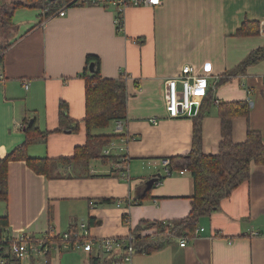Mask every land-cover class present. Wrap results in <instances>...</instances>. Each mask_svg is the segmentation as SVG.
Here are the masks:
<instances>
[{
  "label": "crops",
  "instance_id": "0c3cea01",
  "mask_svg": "<svg viewBox=\"0 0 264 264\" xmlns=\"http://www.w3.org/2000/svg\"><path fill=\"white\" fill-rule=\"evenodd\" d=\"M44 17L41 9L15 12L13 37L0 63V160L25 142V122L35 121L41 132L50 134L30 145L28 155L52 161L48 175L35 173L25 161L10 162L9 199L0 202V217L9 221L3 239L24 234L62 238L87 225L95 242L92 252L73 250L82 252L84 264H89L100 253L102 239L127 237L142 221L169 223L187 217L195 195L192 174L176 171L168 176L163 166V160L192 151L193 119H169L165 106V83L185 66L211 78L214 89L217 104L203 123L206 155H217L223 140L220 103L249 102L250 119L234 120L233 140L244 143L251 129L261 133L264 143V61L215 88L221 77L234 74L252 52L264 48V0H165L156 8H130L122 33L117 32L116 12L109 8L77 6L65 17ZM242 29L248 34L238 35ZM88 56L100 58L104 79L127 78L126 119L92 133L98 138L91 144L94 151L120 158L117 163L58 161L88 145ZM63 103L79 123L77 132H56ZM111 124L116 126L113 133L104 132ZM108 136L114 138L103 141ZM156 174L163 180L148 199L132 205ZM197 230L185 247L176 240L150 255H135L132 264H264V166L254 165L250 181L202 218ZM59 245L52 254L61 255L51 258V264H61L69 250L66 243Z\"/></svg>",
  "mask_w": 264,
  "mask_h": 264
},
{
  "label": "trees",
  "instance_id": "16d2710c",
  "mask_svg": "<svg viewBox=\"0 0 264 264\" xmlns=\"http://www.w3.org/2000/svg\"><path fill=\"white\" fill-rule=\"evenodd\" d=\"M62 0L49 2V0H24L8 1L0 0V63L3 62V53L10 47L9 40L6 41L1 34L14 29L13 17L17 10L29 9H50L44 19L57 11V4ZM124 23L117 27V32L122 33ZM243 29L238 35H245ZM264 61V48L252 52L238 67L235 73L221 77L216 87H220L230 82L235 75L245 74L249 67L255 66ZM93 66V72L90 67ZM85 76L88 78L86 87V116L84 123L87 129L88 145L78 148L71 158H63L58 161L64 164L73 161L88 162L93 159H102L105 163H117L120 158H110L101 156L94 151L91 144L98 138L92 133L96 129H104L112 121H124L127 114V84L124 76L119 79H104L100 71V58L88 56L86 59ZM214 89L210 88L203 100L201 110L193 118L194 135L193 146L190 154L186 156L173 157L170 160V176L176 171H189L195 182V195L192 199V209L189 215L183 219L172 222L142 221L138 227L132 230L134 237L133 247L135 254H146L158 252L175 240H193L200 224V220L211 216L219 210L221 203L228 199L231 194L242 184L251 179L252 167L254 165L264 166V143L260 132L249 129L247 140L237 144L233 140V122L237 118H245L247 121L251 115V105L247 101L220 103L218 105V116L221 120L222 142L219 153L215 156L206 155L203 147V123L209 112L212 110L215 100ZM60 125L56 132H77L79 123L71 119L68 107L63 103L60 106ZM24 131L25 142L16 148L12 153L7 154L0 160V202H8V167L10 162L25 161L27 165L37 174H50L52 161L48 159L30 158L28 148L33 143L45 140L49 132H41L36 126V122H25ZM114 136L104 137L103 141L109 142ZM161 178L160 181H162ZM159 181V182H160ZM150 191L146 196L139 194L138 199L132 205L143 203L149 198ZM9 227L8 217H0V246H7L3 242V234ZM153 231L152 234L143 235V232ZM75 232L72 228L69 232L67 242L62 238H50L49 246L66 243L69 250L75 247ZM35 237V236H33ZM41 237V236H39ZM90 239V238H89ZM62 251V250H61ZM52 251L48 254L51 260ZM124 257V253H114L104 258L91 256L89 264H119ZM31 261L34 262V259ZM22 264L21 262H15ZM48 264H51L50 262Z\"/></svg>",
  "mask_w": 264,
  "mask_h": 264
},
{
  "label": "built area",
  "instance_id": "2783aa9c",
  "mask_svg": "<svg viewBox=\"0 0 264 264\" xmlns=\"http://www.w3.org/2000/svg\"><path fill=\"white\" fill-rule=\"evenodd\" d=\"M165 0H62L57 4V11L52 13L49 18L65 17L67 12L77 6H92L113 9L116 12V26L120 27L124 23L125 12L130 8L161 6ZM50 12V9L43 11L44 15ZM126 78V77H125ZM127 80V78H126ZM4 81L2 73H0V87ZM211 78L198 74L192 66L182 68L178 76L168 80L165 83V106L167 117L169 119H193L198 116L204 98L210 89ZM28 88V86H26ZM217 104V102H215ZM157 124V120L152 121ZM122 129V123H118V130ZM110 151H106L108 155ZM165 172L170 175V160H163ZM187 171H179L180 175ZM127 178V175L125 174ZM127 180L130 181L129 178ZM90 207H95V203H90ZM200 230L196 231L195 238ZM203 231V230H201ZM256 235V234H255ZM69 233L63 236L65 242L69 239ZM74 249H83L85 252H92L95 242L89 239V231L87 225H81L80 229L75 233ZM49 235L41 237H33L30 235H22L13 239H3L7 246H0V264H16L15 262H31L40 259L43 264H48V254L53 246H49ZM134 237H112L105 238L99 242L100 253L97 256L103 258L114 253H124V257L119 264H132V259L136 255L133 247ZM188 240H180V246L185 247ZM69 249V245L64 246ZM34 261V263H36ZM37 264V263H36Z\"/></svg>",
  "mask_w": 264,
  "mask_h": 264
},
{
  "label": "rangeland",
  "instance_id": "374dc122",
  "mask_svg": "<svg viewBox=\"0 0 264 264\" xmlns=\"http://www.w3.org/2000/svg\"><path fill=\"white\" fill-rule=\"evenodd\" d=\"M1 37L3 39H5L6 41H8V40L10 41V39L13 37L12 30L11 31L9 30V31H6V32L2 33ZM115 127L116 126L114 124H111L108 129L104 130V132L113 133ZM147 232H150V231H147ZM143 235H145V234H143ZM80 253H82V252L77 251V250H73V249L72 250H68V251H64L63 255H62L63 260H62L61 264H71L72 263V261L70 259H66V258H68V256H69V258H71L73 260V264H84V259L81 258L82 254H80ZM60 255L61 254L59 252L54 251V253L52 254V257H51L52 261H54L56 259V257H58ZM77 256H80V257H77ZM40 261H41V263H39V264H43V261L42 260H40ZM23 263L24 264H28L27 261L23 262ZM33 264H36V263L33 262Z\"/></svg>",
  "mask_w": 264,
  "mask_h": 264
},
{
  "label": "water",
  "instance_id": "95a60500",
  "mask_svg": "<svg viewBox=\"0 0 264 264\" xmlns=\"http://www.w3.org/2000/svg\"><path fill=\"white\" fill-rule=\"evenodd\" d=\"M57 0H49V2H55ZM90 72H93V66L90 67ZM162 175L161 174H156L154 176H152V178L150 180H148L145 183V190H144V196H146V194L152 190V188L159 183V181L161 180Z\"/></svg>",
  "mask_w": 264,
  "mask_h": 264
}]
</instances>
